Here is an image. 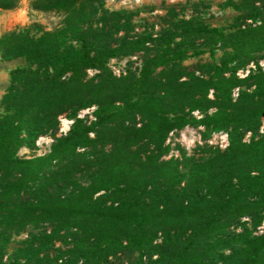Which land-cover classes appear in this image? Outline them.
I'll return each mask as SVG.
<instances>
[{
  "label": "trees",
  "instance_id": "trees-1",
  "mask_svg": "<svg viewBox=\"0 0 264 264\" xmlns=\"http://www.w3.org/2000/svg\"><path fill=\"white\" fill-rule=\"evenodd\" d=\"M14 6L0 0V9ZM222 7L258 24L225 31L169 9L154 37L134 32L133 11L104 0H33V10L63 13L61 28L0 35L1 60H24L0 98V264H105L134 253L136 264H264V232L255 234L264 221V71L236 74L264 54V0ZM204 48L210 60L184 63ZM136 53L139 68L112 73L111 61ZM91 106L93 120L77 117ZM60 115L73 122L58 136ZM188 125L202 126L204 139L225 131L229 144L163 159L168 134ZM47 134V153L18 155ZM144 253L158 256L144 263Z\"/></svg>",
  "mask_w": 264,
  "mask_h": 264
},
{
  "label": "rangeland",
  "instance_id": "rangeland-1",
  "mask_svg": "<svg viewBox=\"0 0 264 264\" xmlns=\"http://www.w3.org/2000/svg\"><path fill=\"white\" fill-rule=\"evenodd\" d=\"M15 6L11 8H2L0 9V35L10 30L23 27H31L33 32H37L41 29L43 30H53L60 29L63 25V13L55 11H36L31 9V2L33 0H13ZM225 0H104V8L109 10H120L125 9L133 11L135 30L134 32H146L152 33L155 37L156 34L162 29L165 25L163 17L166 15V12L169 9H174L180 17L188 18L190 15L197 14L201 19L210 26L221 27L225 31H229L232 28H235L237 25L242 27L248 25H256L258 22H254L251 19H243L240 12L232 10L231 8H223L222 3ZM220 55V50L215 49L214 57ZM211 54L209 49L204 48L203 52L197 57H191L185 60V64L188 66L193 65L198 60L206 61L211 59ZM144 58L143 53H136L130 56L123 58L119 62H110L114 63L119 69H123L126 73L129 69L139 68L141 66L142 59ZM18 66H24L23 59H12L8 61H3L0 58V98L5 92L9 84V71ZM110 67V66H109ZM258 68H261L264 71V54L261 57H258L256 60L249 61L244 67H240L237 70V75L240 78L246 77L250 72L256 71ZM97 71L94 69L87 70V76L92 77ZM239 89L235 88L233 90L232 96L235 99L238 96ZM235 93V94H234ZM237 94V95H236ZM95 106H91L85 109L80 110L77 113L81 118H84L87 123H89L93 116V111ZM194 115V114H193ZM195 116V115H194ZM196 118H199L195 116ZM66 120L69 119L66 115L59 116V126L57 135H65L61 128L67 131L70 129L71 124L66 128ZM264 126V121L261 120V125L259 128V134L264 135L261 132V127ZM203 127L202 126H191L188 125L181 129L180 131H172L168 134V137L165 141V144L169 147L168 152L163 156V159L170 158H180L182 152H185L187 155H198L202 157V153L199 151L200 147L209 146L213 149H225L220 146L221 139L219 137H212V134L204 139L202 137ZM92 136V133H91ZM251 133L248 132L244 136V141H249ZM212 140L210 143L209 141ZM53 138L50 134L43 135L39 137L36 141V149L30 150L25 147H22L18 155L22 157L29 158L33 155H44L49 151V147ZM78 180L83 181L82 177L78 175ZM248 218H243L242 222L249 223ZM249 225V224H248ZM50 230V228H48ZM242 230L241 226L234 228V231L240 232ZM32 229H29L28 232H32ZM28 232L23 233L21 236H17L9 243V247L4 256V259L7 260L12 254L14 247L17 246L19 240H24L28 237ZM35 232V230L33 231ZM264 232V221L260 226L257 227L255 234H261ZM162 241V235L159 233L154 243H160ZM62 245L57 242L53 248L54 250L61 247ZM157 254H153L151 259L149 256L144 253L142 260L144 263H149L151 260L155 261ZM138 259V253L132 255L128 254H118L115 257H110L108 262L105 264H136ZM67 258H61L55 264H64L66 263ZM151 263V262H150ZM154 263V262H153ZM68 264V263H67Z\"/></svg>",
  "mask_w": 264,
  "mask_h": 264
},
{
  "label": "built area",
  "instance_id": "built-area-1",
  "mask_svg": "<svg viewBox=\"0 0 264 264\" xmlns=\"http://www.w3.org/2000/svg\"><path fill=\"white\" fill-rule=\"evenodd\" d=\"M112 62L115 63L114 60H113ZM114 63H111V64L109 65V66H110V69H111V71H112V73H113L115 76H117V77H119L121 74H125V71H124L122 68L119 69ZM234 94H235V93H234ZM236 95H237V94H236ZM193 114H194L195 116L199 117V118L201 117V115H200V113H199L198 111H194ZM78 117L81 118L80 115H78ZM92 119H94L93 116H92ZM262 120L264 121V116L262 117ZM65 122H66V124H67L66 128H68L69 124L72 123L71 120H66ZM263 128H264V126L261 127V130H260L261 132H263ZM61 130H63V133L66 134V130H65V129L61 128ZM212 137H214V138H215V137H219V138L221 139V142H220V146H221V147L226 148V147L228 146V144H229L228 133L225 132V131L215 132V133L212 134ZM209 142L211 143L212 140H210Z\"/></svg>",
  "mask_w": 264,
  "mask_h": 264
}]
</instances>
